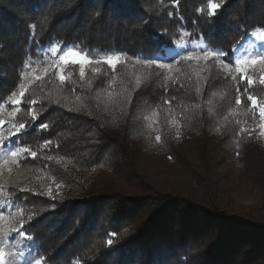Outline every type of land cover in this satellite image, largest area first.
Here are the masks:
<instances>
[{
  "label": "trees",
  "instance_id": "obj_1",
  "mask_svg": "<svg viewBox=\"0 0 264 264\" xmlns=\"http://www.w3.org/2000/svg\"><path fill=\"white\" fill-rule=\"evenodd\" d=\"M210 3L220 6L214 15ZM256 30L264 32V0H0L6 111L52 45L119 58L83 76L71 65L64 80L47 72L23 92L2 147L14 150L13 140L37 155L5 154L0 165V215L18 211L14 231L0 224V248L20 238L42 264H264L259 74L247 71L245 92L234 63L237 79L224 80L213 58L194 77L185 57L154 62L182 41L232 50L233 60ZM78 168L93 173L85 188Z\"/></svg>",
  "mask_w": 264,
  "mask_h": 264
},
{
  "label": "rangeland",
  "instance_id": "obj_2",
  "mask_svg": "<svg viewBox=\"0 0 264 264\" xmlns=\"http://www.w3.org/2000/svg\"><path fill=\"white\" fill-rule=\"evenodd\" d=\"M256 33L264 34V32L260 30L252 31L246 36L245 39H243L236 47H234L233 61L235 60L241 61V64L239 65V67L246 69V71L259 74L258 78L260 80L261 76H264V65H261V64L252 65L251 64V59H255L258 56H264V41H261L259 37L256 35ZM0 40L6 41V39H4L3 37H0ZM179 47H180L179 52H176L175 50H167L165 52V55L162 57L163 59L157 58L154 60L155 64L162 65L164 63V60L169 56H174V55L181 56V57L190 56L191 59L189 60H191L193 64V67L190 66V69L188 71L189 72L188 74L190 76L194 77L200 74L201 73L200 68L204 66L205 64L204 62L207 59H212V58L216 60L219 68L224 70L223 65L220 63V60L223 59L222 57L217 58L213 56V57L206 59L203 56V52L205 50L219 52L218 50H210L209 48L205 47L200 41L192 43V44H186L184 43V41H182ZM52 49H56L57 51L54 53ZM68 51H73V52H76L84 56L88 61H90V63H85V64L68 63L67 65H65L63 61L59 59V54H67ZM43 54L46 58V63L43 64L41 67H32L28 69L26 76H24V81L22 83V86L19 89V93L15 96V99L13 100L10 111H6L4 109V105H0V165H3L5 168L7 167V164H8L7 159L4 158L5 154L8 155V157L11 159H15L17 157L11 154V151H10L12 150L11 148L2 147L3 144H2L1 139H2L3 134H2L1 128L3 127V125H6L7 127L8 126L11 127L12 125L11 120L14 118L18 110L16 101H20L21 93L25 92V90L30 85H32V83H34L37 80L42 79L47 74V72H50V71H55L57 73L58 78L60 79L61 75L63 76L70 75V72L67 69L71 65L77 66L76 68L79 74L81 75V71H83V75H84L87 70L93 69L99 60L109 65L110 67H115L116 64L119 62L118 57H112L109 55H105L101 57V59H99L98 57L97 58L98 60L89 59L87 56L82 54L75 46H65V47L62 46L61 47L58 45H52L46 48ZM109 60H114L117 62L113 66L112 64L108 63ZM234 66L236 69L237 65L234 64ZM230 70L231 68L229 67L228 70H224V71L229 72ZM149 121L152 126H155L152 118ZM261 122H262L261 124H264V117H261ZM70 127L71 126H69V128ZM68 133H70V135L73 134L72 131L70 130L68 131ZM65 139L67 140V138ZM73 146L75 147L76 145H73ZM73 151L78 152V153L82 152L80 147L76 148ZM70 167H72V165ZM233 172H235V169ZM74 173L76 177L80 178L79 181L81 182V185L84 186V188L87 186V184H89L90 179H92L93 177V173L86 175V173H83L82 170H80L79 168L74 170ZM58 192H59L58 195L60 196L61 190L59 189ZM16 215L17 216H15L14 214L12 216L6 215L5 217H3L4 215H0V224H2L3 226H6L5 230L14 231V229H16V222H17V217H18L17 210H16ZM0 249H2L6 253V260L8 261V264H31L32 261L37 259L32 247L28 244H24L23 242L21 243L20 238H17V237L13 241V243H11L9 246H6L5 248L1 247ZM8 253H12L13 255L8 256L7 255Z\"/></svg>",
  "mask_w": 264,
  "mask_h": 264
},
{
  "label": "snow or ice",
  "instance_id": "obj_3",
  "mask_svg": "<svg viewBox=\"0 0 264 264\" xmlns=\"http://www.w3.org/2000/svg\"><path fill=\"white\" fill-rule=\"evenodd\" d=\"M220 6L216 3H210L209 4V8L212 10V14L214 15L215 14V11L219 8ZM41 23H43V21H41ZM256 35L259 37V39L261 41H264V34H261V33H256ZM33 42H35V36L33 35ZM52 51L55 53L57 50L56 49H52ZM232 54V50H229V51H219V52H215V51H207L205 50L203 52V56L204 58H210V57H217V58H220L222 57L223 59L220 60V63L223 65V69L224 70H228L229 69V65L230 64H236L237 65V68H236V71L237 72H241L243 73L240 77H239V81L240 82H246L245 83V89L244 91L247 92L248 88L250 86L253 85V80L249 78L248 74H247V71L246 69L242 68V67H239V65L241 64V61L239 60H230L229 59V56H231ZM186 59H191L190 56H186L185 57ZM59 59H61L63 61V63L65 65H67L68 63H72V64H85V63H90V61H88L84 56L76 53V52H73V51H68L67 54H59ZM117 61H114V60H109L108 63L109 64H112L113 66L115 65ZM251 64L252 65H257V64H261V65H264V56H258L257 58L255 59H251ZM161 67H165V65H160ZM81 75H83V71H81ZM224 80H227V79H233V80H236L237 77L236 76H232L230 74V72H225V75L222 77ZM61 80H64V76L61 75L60 77ZM260 83L261 84H264V76H261L260 78ZM237 98H236V101L235 103L237 105L241 104L243 101L241 100L240 96L243 95V93L240 91V89L238 88L237 89ZM21 96H23V93H21ZM247 101H249L251 103L252 106H256L257 105V99L255 96L251 95V94H248L247 97H246ZM21 101H16V104H20ZM166 103H171V101H166ZM260 114L262 117H264V107L260 108ZM26 124L25 123H20L18 126L17 125H14L13 128H14V135L16 136L17 139L20 138L21 136V130H24L26 129ZM38 128L40 129H44V128H47V125L46 124H40V125H37ZM261 128L264 129V124L261 125ZM157 139H159L157 137ZM9 143H12L14 145V150H10L11 151V154L13 156H16V157H20L21 155H24V156H28L30 154V157L31 158H35L37 153L35 151H31L28 147L24 146L23 144H20V145H16L15 144V141L13 140H9ZM48 144H51V141L49 140L48 141ZM49 160L52 159L51 156L48 157ZM23 227V225H22ZM20 235H25V232L24 231H20L19 232ZM108 244L111 245L112 244V240L109 239L108 240ZM8 256H12L13 254L12 253H8L7 254ZM42 257L41 258H37L35 259L34 261L31 262V264H42ZM0 264H8V261L6 260V253L0 249Z\"/></svg>",
  "mask_w": 264,
  "mask_h": 264
}]
</instances>
